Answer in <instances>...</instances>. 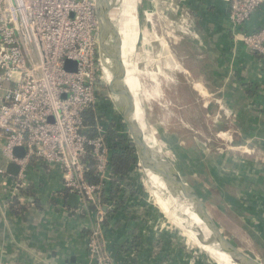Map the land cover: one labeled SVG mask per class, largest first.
<instances>
[{"label":"crops","instance_id":"obj_1","mask_svg":"<svg viewBox=\"0 0 264 264\" xmlns=\"http://www.w3.org/2000/svg\"><path fill=\"white\" fill-rule=\"evenodd\" d=\"M152 1L156 26L151 29L158 36L157 41L150 43V55L163 54L165 62L152 65L151 69L156 75L161 70L168 73L172 97H177L181 109L186 110L190 102L197 101L202 108L199 118L207 121L214 116L211 127L205 131L203 125L200 130L215 133L212 157L204 146L211 140L202 138L195 158L185 156L186 146L181 141L182 159L188 164H193V159L200 167L194 176L196 184L209 173L213 204L218 213L230 215V228L238 229L242 240L238 241L237 232L235 237L229 236L242 251L264 264V65L243 45L239 35L243 30L238 32L233 27L225 4L215 0ZM163 22L164 34L159 25ZM263 24L264 7L245 28L252 31ZM178 75H184L187 82L177 83ZM209 109L211 114L203 115ZM167 117L166 133L179 140L172 129L178 126L183 133L186 125L180 124L178 114ZM31 165L22 190L14 191V177L0 176V264H88L83 233L89 228L90 219L74 213L67 204L68 195L57 200L63 193L58 169L44 173L38 164ZM5 166L0 155V168ZM184 169L182 165L185 174ZM182 177L188 184L193 182V178ZM148 187L154 189L153 183ZM156 200L150 197L151 203ZM14 201L17 205L11 207L9 204ZM165 213L169 218L174 215L168 207ZM214 219L226 231L215 216ZM139 234L144 233L139 230ZM124 237L121 232L107 239L116 264H206L199 257H192L184 243L169 235L155 240L141 237L137 253L122 248ZM244 242L260 251V256L244 249ZM202 247L208 250L205 245Z\"/></svg>","mask_w":264,"mask_h":264},{"label":"built area","instance_id":"obj_2","mask_svg":"<svg viewBox=\"0 0 264 264\" xmlns=\"http://www.w3.org/2000/svg\"><path fill=\"white\" fill-rule=\"evenodd\" d=\"M215 1L227 6L238 32L264 7V0ZM239 35L264 58V24ZM97 42V0H0V153L6 164L19 167L14 191L24 186L30 164L58 169L62 188L79 198L74 213L90 219L88 264H116L104 229L107 206L101 204L111 180L105 122L95 118L96 135L89 137L84 116H97L103 98ZM19 148L22 157L13 154ZM137 167L143 171L139 161ZM0 176L11 177L5 168Z\"/></svg>","mask_w":264,"mask_h":264},{"label":"rangeland","instance_id":"obj_3","mask_svg":"<svg viewBox=\"0 0 264 264\" xmlns=\"http://www.w3.org/2000/svg\"><path fill=\"white\" fill-rule=\"evenodd\" d=\"M151 2L153 1L136 0L135 2L136 16L134 27V50L131 60V65L133 66L132 71L134 74V79L136 81H133V94L135 97L137 111L142 116L145 123V129L143 131L145 134L151 132V136L161 146L164 152V157L171 165H173V167H175V169H178L181 176L183 175L185 178L190 179L193 178L191 179L193 180V182H190L189 184L192 186L193 190L204 199L210 213L215 216L216 219L222 224V226L226 229V233L228 235L232 234L235 237L237 232L238 241H241L242 235L239 233V230L234 227L230 228V215L218 213L217 208L213 204V190L211 188V185L209 184L211 178L208 179L207 175L209 173L207 172V174L203 176L204 178L202 181H200L201 178H198V181L200 182L199 184H196L195 180L197 178L194 179V176L197 177L200 167L193 159V164H188L187 160L183 161L182 159L183 151L180 148L182 146L181 141H183L186 146V149L184 151L186 152L185 156H189V158H195L196 152L198 151L196 150V148L198 147L197 143L202 140V138H208L211 140L210 142H207L208 145L204 146H206V150L211 153L212 157L214 152L213 147L215 133L213 131L210 132L211 134L203 133L200 130L203 131V128L205 127L206 131V127H211V121H213L214 116H210V120L207 121L199 118L198 115L202 113V108L197 101L190 102L186 107V110L181 109L180 106H177V97H172V90L168 79V73L165 74L161 70L156 75L155 72H153V69H151L152 65H154V67L159 63L164 65L165 62L163 54H157V56L150 55V43L153 41H157V39L155 38L156 36H158L156 33H154L153 29H151L152 25L153 27L156 26V23L154 21L155 18H153V11L155 10H152ZM159 25L161 26V33L164 34L166 31L164 22L160 23ZM114 44L118 46L117 40L114 41ZM111 48L112 44L111 46H109V52L111 51ZM101 87L103 98L101 99L100 109L104 112L103 114H106L110 112V109L106 100L104 86L101 85ZM167 107L168 112L167 110L165 111ZM166 112L168 113L167 115ZM211 112V109H209L208 112L203 113V115L206 116L207 114H211ZM177 114L180 117L179 120H182V122L180 121V124L182 123L183 125H186V128H184V131H182L183 133H181L178 130V126H173L174 129H172V131L175 130V132L179 136V140H173L171 139V136L166 133L167 130L164 128V126H166V123L169 119L167 116L172 118L171 115L174 116ZM194 114L196 115L194 116ZM236 121H238V119H236ZM175 124L179 123L177 122ZM116 128L119 134H123L118 125L116 126ZM182 165L185 168L184 170L186 171V175L182 172ZM42 170L44 173H46L47 171H52L51 168H48L46 166H42L41 171ZM137 172L138 175H140V181L143 185L144 192L146 193V199L149 204L150 192L148 188L147 178L145 177L144 172L141 169H138ZM187 173L190 177L187 175ZM41 191H43L42 184ZM41 194H43V192H41ZM154 195L157 200L155 201L154 205L150 206V210L152 212L150 216L151 220L147 222L146 226H144V229L142 228V233H144L143 235L145 239L155 240L165 238L169 235L170 237H173V239L178 240V243H184L185 248L189 251L190 254H192V257H199L206 264H221V262H219V258L214 255L215 253L213 254L212 249L208 248L207 250L204 247V250L202 244L196 240V237L193 234V236H191L189 231L181 228L182 225L180 224L177 215L174 214L170 218L167 217V214L165 213L167 205L162 199H159V195L155 194V191ZM206 195L208 196L206 197ZM243 248L248 252L254 254L253 256H260V251H255L254 248H252L251 244L244 242ZM214 257L218 259L217 262L215 261Z\"/></svg>","mask_w":264,"mask_h":264},{"label":"water","instance_id":"obj_4","mask_svg":"<svg viewBox=\"0 0 264 264\" xmlns=\"http://www.w3.org/2000/svg\"><path fill=\"white\" fill-rule=\"evenodd\" d=\"M123 1L124 0H97V60L102 78V85L104 86L106 99L114 117V121L135 150L143 171L155 174L169 190L180 195L179 199L183 204L190 206L188 207V209H190L187 211V216L185 215V218L193 233L203 244L217 249L234 264H263L242 251L233 242L226 231L215 221L214 216L210 213L199 195L166 158L148 145L143 132L131 121L130 110H128L124 104L115 81L112 69L113 59L111 54H109V46L113 44L115 40L113 33L118 24ZM70 64L71 62L66 63L67 70H69ZM108 73H111V79L109 81L107 80ZM182 82H187L185 76L178 75L177 83ZM131 105H133L132 95ZM13 154L16 157H22L24 150L22 148L14 149ZM5 172L11 177H16L19 172V167L14 163H8L5 166ZM78 202L79 198L76 194L68 195L67 204L69 207L75 209L78 206ZM180 214L182 215L183 213L180 212ZM188 214L190 215L188 216ZM197 220L202 224V227L200 226L199 228L196 222ZM206 232L209 233L207 238L205 237Z\"/></svg>","mask_w":264,"mask_h":264},{"label":"trees","instance_id":"obj_5","mask_svg":"<svg viewBox=\"0 0 264 264\" xmlns=\"http://www.w3.org/2000/svg\"><path fill=\"white\" fill-rule=\"evenodd\" d=\"M248 22L241 27L245 33H251L261 27L249 31L245 28ZM254 57L264 65V58L259 57L256 54H254ZM98 112L99 113L96 116L88 111L84 116L85 124L89 128L87 131L89 137H95L96 135L93 129L95 118L105 122L103 128L105 131V140L109 147L108 173L111 180L110 182L105 183L104 192L101 198V204L107 206L105 209L104 229L108 240L112 235L121 232L124 233L125 237L123 238L122 248H125L126 252L132 249L137 253L141 245V237L145 238L142 231L151 216L149 204L145 195L146 193L144 192L143 185L140 181V175H138L137 172L139 169L137 167L138 158L128 139L123 134L117 132V124L113 120L114 117L111 109L110 112L103 114L104 112L101 111L99 107ZM41 167L42 165L39 163L37 168L39 169ZM32 168V165L29 166V169ZM88 179L91 183L97 182V179L94 176L90 175ZM59 195V198H57L58 201L63 198L65 199L68 193L63 189V193L61 192ZM53 202L55 203L54 200ZM9 205L11 207L13 205L16 206L17 203L14 201ZM139 230L142 235L139 234ZM83 234V242L86 249V242L84 239L89 236L90 230L85 229ZM154 250L157 252V249Z\"/></svg>","mask_w":264,"mask_h":264},{"label":"bare ground","instance_id":"obj_6","mask_svg":"<svg viewBox=\"0 0 264 264\" xmlns=\"http://www.w3.org/2000/svg\"><path fill=\"white\" fill-rule=\"evenodd\" d=\"M135 2L136 0H124L122 2V8L120 10L118 24L116 25V28L113 33L119 47L113 43L109 54H111V57L113 59L112 69H113L115 81L117 83V87L124 104L126 105L127 109L130 110L131 121L135 123L137 127H139L140 130L143 132L148 145H150V147H153L157 153H159L164 157V152L161 146L151 136L150 134L151 132L145 134L143 131L145 129V123L143 121L142 116L137 111L135 97L133 94V81H135V79L132 71L133 66L131 65L132 63L131 60L134 50V27H135V16H136ZM110 79H111V73L110 74L108 73L107 80L109 81ZM131 95L133 97V105H131ZM144 175L147 178L148 185L152 182L155 188L154 190H152L148 187L150 192L149 196L150 197L152 196L154 199H156L154 195V191H155V194L159 195V199H162L164 203L167 205V207L170 208L174 212V214L178 216L179 221H181L185 225L187 230L193 233L190 225L188 224L185 218V215L187 216V211H189L190 209V208L188 209V207L190 206H187V204H183L179 199L180 195L179 194L177 195L173 191L169 190V188H167V186L155 174L144 171ZM154 204L155 203H151L150 201L149 209L150 206ZM180 212H182L183 214L181 215ZM189 215L190 214H188V216ZM196 222L199 228L200 226L202 227V224L198 220ZM193 235L196 237L194 233ZM208 235L209 233L206 232L205 237L207 238ZM196 240L202 245H205L197 237ZM206 247L212 249L217 255H219L226 262V264H234L217 249L209 246Z\"/></svg>","mask_w":264,"mask_h":264}]
</instances>
